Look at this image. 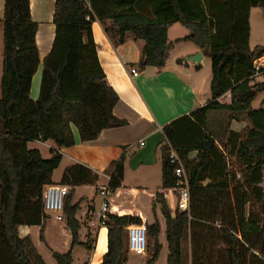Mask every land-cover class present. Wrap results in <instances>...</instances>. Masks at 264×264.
Here are the masks:
<instances>
[{"label":"trees","instance_id":"trees-1","mask_svg":"<svg viewBox=\"0 0 264 264\" xmlns=\"http://www.w3.org/2000/svg\"><path fill=\"white\" fill-rule=\"evenodd\" d=\"M264 9V0H56L53 22L56 37L43 62L39 98L32 100V81L41 64L30 0H5L3 18V77L0 98V264H45L29 238H20V226H41L47 220L43 192L52 184L63 159L61 151L99 138L107 129L127 122L114 116L120 101L108 84L92 34L95 22L111 21L123 44L127 34L145 46L138 64L164 68L171 46L168 30L180 24L191 32L193 42L211 60V101L163 129L160 147L161 190L176 189L179 157L188 177L190 206L173 214L163 193H157L154 210L161 206L166 220L167 264H183V240L189 234L192 264H264V219L248 213L254 200H264V110L252 103L264 92V83H251L254 63L264 57V46H249L252 9ZM89 18V20H88ZM107 32V29H106ZM264 70V69H263ZM227 94L231 103L223 104ZM226 111L244 116L251 124L243 133H229L221 149L208 130V115ZM234 116V117H233ZM52 141L56 149L45 160L32 142ZM197 158L191 160L190 154ZM229 155V156H228ZM236 159L243 177L230 171ZM126 157L110 167L109 190L114 193L124 180ZM98 172L82 164L67 168L61 185L72 188L65 200L64 215L72 234V248L80 245L79 203L72 204L74 188L94 186ZM139 217L110 215L108 252L102 264H127V233L140 225ZM159 221L148 228L155 241L145 264H156L162 246ZM58 264H72V251L54 255Z\"/></svg>","mask_w":264,"mask_h":264},{"label":"crops","instance_id":"crops-1","mask_svg":"<svg viewBox=\"0 0 264 264\" xmlns=\"http://www.w3.org/2000/svg\"><path fill=\"white\" fill-rule=\"evenodd\" d=\"M55 3L56 0H30L32 20L38 24L36 44L41 62L32 81V100L39 97L43 62L51 53L56 37V26L53 22ZM4 7L5 0H0V24L4 18ZM251 14L249 46L252 49ZM113 31L111 21L105 24L95 22L92 25V34L98 46L100 64L106 74L108 84L120 98L114 108V116L126 121L127 125L104 130L97 140L88 143H82L77 129L73 128L76 144L61 151L63 159L60 167L54 172L51 185H60L65 170L76 164L85 165L98 172L100 178L94 186L75 187L72 194V204L79 203L80 205L76 214V219L80 224V245L72 248L73 237L67 226L65 215L64 221L59 222L54 214L46 213L48 218L45 222L43 236L41 226L19 227L20 238L31 240L34 249L45 264H58L54 255H63L70 251H72V264H102L108 252L109 229L108 226L95 228L92 223L96 221V214L100 212L104 202L100 193L103 188L108 187L110 182L111 164L120 161L124 156L126 157L124 180L120 188L114 193L111 192V212L116 216L139 217L142 221L140 225L134 224L127 227V264H145L150 259L155 241L148 238L146 251L137 254L131 250L129 232L133 229L149 228L156 221H159L161 226L159 243L162 246L156 264H167L166 220L161 206H157L154 210V204L157 193L161 192L174 214L177 210V199L174 189L161 190L160 147L165 143L163 129L171 122L205 107L211 101V60L193 42L184 39L191 35L189 30L180 24H174L168 30V43L171 48L165 67H149L142 70L138 64L145 42L135 40L131 34H127V39L123 44H116L117 38H114ZM257 46H264V44ZM199 53L203 55L199 64L190 60ZM132 68L138 69V77L132 76ZM2 77L3 69L0 70L1 88ZM254 79L251 85L264 83V75ZM0 90L2 95V89ZM258 100L261 102L260 107L255 108L254 104ZM220 101L223 104H230L231 95L227 94ZM252 108L264 110V92L257 95ZM226 113L230 119L225 125L226 134L243 133L251 127L245 117L232 118L233 114L226 111L210 112L208 127L209 124L214 123L215 117ZM225 141H227L226 138ZM28 147L31 150H38L45 160L51 159V152L56 149L52 141H36L29 143ZM189 158L196 159L197 153H191ZM71 190L72 188L70 192ZM88 191H96V193L88 195ZM170 199L173 200V204H170ZM182 247L183 264H192L189 234L183 240Z\"/></svg>","mask_w":264,"mask_h":264},{"label":"built area","instance_id":"built-area-1","mask_svg":"<svg viewBox=\"0 0 264 264\" xmlns=\"http://www.w3.org/2000/svg\"><path fill=\"white\" fill-rule=\"evenodd\" d=\"M89 20V18H88ZM254 69L256 74L254 78L264 75V57L257 60L254 63ZM131 74L134 77L139 76L138 69L132 68ZM143 145V144H142ZM171 160L173 163H179V166L175 170L176 176L179 178V185L175 189L177 199V209L180 211L189 210L190 206V189H189V177L179 160V157L175 152L171 154ZM70 194V187L66 185H48L43 192V204L44 211L47 214H54L57 221H64V205L65 200ZM101 196L104 199L102 208L98 214H96V221L92 223L95 228L107 227L109 216L111 212L110 196L111 191L108 187H105L101 191ZM128 237V231L126 228ZM148 228L133 229L129 232V241L131 250L137 254H142L146 251L148 245Z\"/></svg>","mask_w":264,"mask_h":264},{"label":"rangeland","instance_id":"rangeland-1","mask_svg":"<svg viewBox=\"0 0 264 264\" xmlns=\"http://www.w3.org/2000/svg\"><path fill=\"white\" fill-rule=\"evenodd\" d=\"M251 23H252V30H253L252 39H251V47H252V49H254L257 45L264 44V9H261V8H257L254 10L252 9ZM3 52H4L3 23H1L0 24V70L3 69V58H4ZM210 69H211V67H210ZM0 89H1V86H0ZM0 98H1V90H0ZM260 103L261 102H259V100H258L254 104V107L259 108ZM258 110H260V109H258ZM229 120L230 119L227 117V113L222 114L220 116L215 117L214 123H212V125L209 124V127H208L209 131L216 137V140H217L220 148H223V145L226 142L225 138L227 139L228 134H226L227 128H225V125ZM230 171L233 174L235 173L237 175V179H242V177H243L242 168H240L237 165L235 158H232L230 160ZM95 193H96V191H88L87 192L88 195H90V194L93 195ZM169 202H170V204L171 203L173 204L172 199H170ZM247 212L248 213L253 212V213L257 214L261 219H264V200L263 201L254 200L251 205H248Z\"/></svg>","mask_w":264,"mask_h":264},{"label":"water","instance_id":"water-1","mask_svg":"<svg viewBox=\"0 0 264 264\" xmlns=\"http://www.w3.org/2000/svg\"><path fill=\"white\" fill-rule=\"evenodd\" d=\"M203 58V55L201 53L197 54L196 56L192 57L190 60L193 61L194 63H200Z\"/></svg>","mask_w":264,"mask_h":264}]
</instances>
